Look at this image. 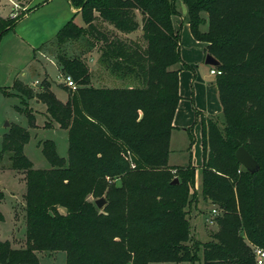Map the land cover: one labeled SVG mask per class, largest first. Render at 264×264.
I'll return each mask as SVG.
<instances>
[{
	"label": "trees",
	"instance_id": "1",
	"mask_svg": "<svg viewBox=\"0 0 264 264\" xmlns=\"http://www.w3.org/2000/svg\"><path fill=\"white\" fill-rule=\"evenodd\" d=\"M175 1L69 0L80 7L85 26L69 19L56 43L87 34L97 45L98 62L119 78L131 75L138 85L91 86L86 62L58 52L59 65L76 83L73 91L58 86L67 92L66 101L57 98L46 77L38 88L19 79L12 84L15 93L1 88L21 98L14 108L29 127H35V117L28 101L43 103L50 120L67 131L68 153L60 157L55 144L44 140L39 144L50 168H35L24 154L28 129L11 123L3 134L0 162L8 153L9 168L25 173V247L0 240V264H37L35 251L58 250L65 252V264H255V250L264 249V0H181L192 37L219 61L215 82L224 119L219 128L197 113L201 194L220 213L210 239L191 244L186 206L195 167L168 165L180 100L179 70L172 67L182 62L180 32L172 23ZM135 11L145 45L110 37L96 24L101 19L134 32ZM23 16H0V38ZM239 146L257 162V171L237 162ZM106 176H118L120 184L108 183ZM103 196L99 209L94 202Z\"/></svg>",
	"mask_w": 264,
	"mask_h": 264
},
{
	"label": "rangeland",
	"instance_id": "2",
	"mask_svg": "<svg viewBox=\"0 0 264 264\" xmlns=\"http://www.w3.org/2000/svg\"><path fill=\"white\" fill-rule=\"evenodd\" d=\"M19 1L22 2V4L16 1V7L11 17H14L21 13L25 14L26 12L35 8L37 5L42 4L43 0ZM28 1H30V3L26 5ZM4 3L10 5L8 1L0 0L1 13H7L8 11L7 7L9 5L5 6ZM175 4L178 10V17H176L177 22H180L179 19H182L181 14L183 12L182 16L184 21H182V25L183 28H185V24L187 23L184 18L187 14L186 6L182 3L181 0H176ZM48 5L49 6L47 7L45 6L46 8L44 7L43 11L36 10L31 17L23 22L21 28L18 29L14 27L0 38V148L2 136L5 132L8 131L11 123L20 125L24 128L29 127L27 117L23 114L18 113L14 108L16 104L18 105L21 103V98L12 95L6 96L2 93L1 88L6 89L10 93H15V90L12 87L13 81L15 79H19L25 84H29L34 79L43 80L46 77V73H48V78H50V81L54 84V88L56 89L55 91L57 98L61 101H64V92L57 89V86H60L62 84L58 83L56 76L59 73L64 74L66 72L63 71L61 65H59L58 61H56V53L58 52L65 53L68 57L79 56L86 62L90 74L89 85L91 86L126 88L138 85V82L135 81L131 75L124 78H119L118 76L112 74L107 68L102 66L98 62V58L96 59L95 57L96 54L97 57L99 55L97 45H95V42L91 40L87 34H83V36L78 40L70 41L59 46L56 43V34L64 26L66 21L69 18L71 19L72 12L67 0H56L55 2H51ZM64 8L65 14L63 16V19L58 24L55 30L52 27V25L55 23V21H53L54 15H56L59 11L64 10ZM74 9V22L78 25L85 26L79 13L80 7H74ZM135 18L139 22V27L136 29V31L130 33L121 32L107 22L102 21L101 19H98L96 24L98 28L106 32L110 37H119L123 40H127L128 42L135 40V42H138L140 45H145L144 39L141 35V14L138 11H135ZM201 29L205 30L206 25H203ZM180 30V53L182 62L185 61L184 63H188V65L191 66L190 68H187L183 65L182 62H180L172 67L179 70V95L181 97V103L177 107L178 110L184 112V118L189 119L191 123L190 125H192L191 128L193 129L194 136L193 143L189 145L191 135L188 136L187 132L181 130H178L179 132L174 133L173 138L170 140V158L169 156L168 158L171 163L184 164L190 162L192 165H198L201 163V132L199 122L195 120V117L197 119V113L199 112L203 115H210L208 117L212 118V120L215 121L219 128L224 127V119L222 117V113L217 110L220 105V100L217 94L216 87H214L216 86V75L211 74V69H213L214 66L205 64V53L204 56L200 54L201 52L199 49L201 48V50H203L202 52H204L205 44L203 42H201L200 46L194 44L191 39L188 38L187 40L185 38V34L182 33V28ZM18 31H22L23 39L17 33ZM14 35H19L21 39H17V37H14ZM50 38H52L53 41L51 42L49 40V42L46 43V41H48V39ZM43 42H45L46 44ZM50 42L52 45H50ZM43 48L47 49L48 51L49 55L47 56V59H45L46 54H41L39 56L40 60H35V52L38 53L40 49ZM42 63L46 65V68L42 65ZM23 72L24 74H22ZM31 102L29 101L28 105L32 109V113L35 117V126L36 123L41 124L42 122L43 127L49 128L52 125L53 121H51L49 117L48 120H46L43 115H47L46 106L43 103L31 104ZM199 110H201V112ZM5 122H8L7 126H5ZM44 140H51L55 144L58 155L64 158L67 157L68 133L66 130L45 129L33 133L31 132L28 142L24 145V154L32 161L35 168H50L48 161L42 154V147L39 144ZM126 155L127 160L130 163V167L134 169L135 166L134 162L131 160V153L128 151L126 152ZM9 163L8 153H5L3 155V161L0 162V166L5 167L4 169L13 170L9 168ZM16 172L18 173L14 178L7 176L5 178L0 177V191H3L7 196L13 195V203L19 204V201L22 200L21 184L23 182L25 183V173L23 171ZM174 178H176V176ZM105 180L108 183H113L115 185L120 184V178L118 176H116L115 178L106 176ZM200 184V169L197 171L195 169V183L190 189V202L188 206H186V217L189 220L190 224V241H188V243L190 244L196 241L204 242L207 238L209 239L210 232L217 229L215 216L220 213V209L216 205L211 204V202L208 203V200H206L202 196ZM88 198L90 201L94 200L92 196H89ZM198 202L199 206H202L199 215L196 214L198 208L196 206ZM3 207L4 213H6L7 216L10 212L9 224H11L12 214L10 210L12 208H9L7 206ZM213 208H216L217 214L212 213L211 210ZM60 210L62 212L64 211L63 208H61ZM15 212L17 218H21L22 220L23 214H25V210L23 208L19 209L17 208V206H15ZM196 217L197 219H195ZM210 221H212V223H210ZM194 223L196 225H194ZM23 224L24 221L23 223L21 221V228L19 230L17 229L14 233L15 239H12L10 241L13 248H20V244L23 240ZM198 229H201L203 231L199 233L197 232ZM203 232L204 234H202ZM9 235L11 236V234ZM0 236L1 238L10 237L8 236V234ZM35 254L38 257L37 264H52L51 258L49 256H41L39 251H35ZM56 254L57 255L54 259L53 264H65V252L58 250L56 251Z\"/></svg>",
	"mask_w": 264,
	"mask_h": 264
},
{
	"label": "crops",
	"instance_id": "3",
	"mask_svg": "<svg viewBox=\"0 0 264 264\" xmlns=\"http://www.w3.org/2000/svg\"><path fill=\"white\" fill-rule=\"evenodd\" d=\"M6 1H8L9 3H10V5L9 4H7V3H4V5L5 6H7V5H9L7 8V13H1L0 12V16H2V17H5V16H7V15H12L13 13H14V9H15V5H16V1L18 2V3H21L22 4V2H20L19 0H6ZM56 0H43L42 1V4H39V5H37L35 8H33L32 10H30V11H28V12H26L25 14H24V16L18 21V23L15 25V27L16 28H21L22 27V25H23V22L26 20V19H28L29 17H31L32 15H33V13L36 11V10H42L43 11V9H44V7L46 6H49L48 4H50L51 2H55ZM67 2L69 3V0H67ZM30 3V1H28V3H26V5L27 4H29ZM24 4V3H23ZM69 5H70V3H69ZM45 7V8H46ZM70 10H71V12H72V16H71V18H73L74 19V12H75V9H74V7H72L71 5H70ZM64 14H65V8H64V10H62V11H59L56 15H54V20L53 21H55V23L52 25V27L56 30V28H57V26H58V24L61 22V20L63 19V16H64ZM182 14H183V12H182ZM182 14H181V18L182 19H179L180 20V22H177V18L176 17H178V15L176 14V15H174V16H172V23H173V27H174V29H176V30H179V32H181V28H182V33H184L185 34V38L188 40V38L189 39H191L192 41H193V43L194 44H196V45H199L200 46V44H201V42L200 41H197V40H195L193 37H192V35H191V33H190V30H189V26H188V23H186L185 24V28H183V25H182V21H184L183 20V16H182ZM42 15V14H41ZM180 17V16H179ZM70 19V18H69ZM68 19V20H69ZM67 20V21H68ZM66 21V22H67ZM184 29H186V30H184ZM20 36H21V38L23 39V35H22V31H18L17 32ZM181 34V33H180ZM19 35H14V37H17V39H21L20 37H19ZM49 40L52 42L53 40H52V38H50V39H48V41H46V43H48L49 42ZM19 41H22V40H19ZM51 42H50V45H52L51 44ZM43 43H45V42H43ZM42 43V44H43ZM45 43V44H46ZM44 44V45H45ZM200 50V54L202 55V56H204V52H202L203 50H201V48L199 49ZM199 50H197V51H199ZM47 51V49H40V51L37 53V52H35V54H34V58H35V60H37V61H39L40 59H39V56L41 55V54H46V56H45V59H47V56L49 55L48 54V51ZM200 55V56H201ZM95 57H96V59L98 58L97 57V54L95 55ZM57 61V60H56ZM97 61V60H96ZM185 62V61H184ZM46 64H47V62H46ZM188 64V63H187ZM42 65L46 68V65L45 64H43L42 63ZM58 65V64H57ZM189 66H191V65H189ZM22 74H24V72L22 73ZM48 73H46V77H47V79L50 81V78H48V75H47ZM37 81V83H35ZM41 81L42 80H38V79H34L31 83H29V84H27L28 86H30V87H32V88H38L39 86H40V83H41ZM59 83V82H58ZM214 87H216V90H217V86H214ZM51 88H52V90L54 91V93L56 94V89L54 88V84L52 83V85H51ZM57 89H59V90H61V91H63L64 92V95H65V99H64V101H66V99H67V93H66V91H64L63 89H61V88H59L58 86H57ZM217 94H218V91H217ZM57 96V95H56ZM30 102H31V104L32 103H41V102H39V101H37V100H29ZM28 101V102H29ZM180 103H181V97H180V100H179V102H178V106L180 105ZM30 104V105H31ZM33 108V107H32ZM219 112H221V104L219 105V108L217 109ZM200 112H201V110H199ZM222 113V112H221ZM44 115V117H45V119L46 120H48V115H46V114H43ZM205 116H210V115H205ZM195 120H197L198 122H199V125H200V132H201V128H202V126H201V123H200V121H199V118H197L196 119V117H195ZM191 123H190V121H189V119H187V118H184V112H182L181 110H178V107H177V109H176V111H175V113H174V117H173V120H172V125H173V128H172V130H171V134H170V140L173 138V135H174V133H176V132H179L178 130H181V131H185V132H187L188 133V136L189 135H192V136H194V134H193V129L191 128V126L192 125H190ZM29 128H31V129H29ZM28 129V131H29V133H33V132H36V131H42V130H45V129H52V130H55V129H61L59 126H58V124L55 122V121H53L52 122V125L49 127V128H46V127H43V123L41 122V124H37L36 123V126L35 127H28L27 128ZM201 136V135H200ZM200 144H201V138H200ZM169 146H170V141H169ZM200 148H201V163L200 164H198V165H193L194 167H195V169H196V171L197 170H199L200 169V166H201V164H202V146L200 145ZM169 158H170V153H169ZM169 158H168V163H169V165H185V164H187V163H184V164H180V163H171L170 162V160H169ZM18 172H16L15 170H9V169H4V170H2V169H0V177H3V178H5L6 176L7 177H12V178H14L15 177V175L17 174ZM2 185V184H1ZM3 186V185H2ZM21 187H22V189H21V191H22V193H21V196H22V200H20L19 202V204H16V203H13V201H12V198H13V195H10V196H7L3 191H2V193H3V198L0 200V210H1V212L3 213V215H4V220L2 221V222H0V235H5V234H8V236H10L9 234H11V236L10 237H3V238H1V236H0V240H8V241H11L12 239H15L14 237H15V231L18 229H20L21 228V221H22V223H23V221H24V231H23V233H22V236H23V240H22V242H21V244H20V248L21 247H24L25 246V219H24V214H23V217H22V220H21V218L20 219H18L17 218V216H16V212H15V206H17V208H19V209H21V208H23L24 209V206H25V202H24V197H23V195H24V193H25V183L23 182L22 184H21ZM208 203H209V200H208ZM3 206H7V207H11L12 209L10 210L11 211V214H12V221H11V224H9V222H10V219H9V215H10V212H9V215L7 216V214L6 213H4V207ZM18 206H20V207H18ZM196 207H198L197 208V213L196 214H198L199 215V212H200V210H201V207L202 206H199V202H198V204H197V206ZM198 215H197V217H198ZM197 217L195 218V219H197ZM194 225H196L195 223H194ZM201 231H203V230H201V229H198L197 230V232H199V233H201ZM8 232V233H7ZM202 234H204V232L202 233ZM11 238V239H10ZM209 239H210V237H209ZM208 238L206 239V241L207 240H209ZM10 244H11V242H10ZM12 246V245H11ZM40 252V255L41 256H44V255H47V256H49L50 258H51V261H52V264H53V262H54V259H55V257H56V251H39ZM263 264V263H262Z\"/></svg>",
	"mask_w": 264,
	"mask_h": 264
},
{
	"label": "water",
	"instance_id": "4",
	"mask_svg": "<svg viewBox=\"0 0 264 264\" xmlns=\"http://www.w3.org/2000/svg\"><path fill=\"white\" fill-rule=\"evenodd\" d=\"M204 63L215 67V66H218L219 61L216 58H214L212 55L205 54ZM7 125H8V122H5V126ZM234 156L237 162L241 164L247 171L253 173L258 170L257 162L253 159V157L250 155V153L246 150L245 147L239 146L235 150ZM173 182H177V179L174 178ZM94 203L97 206V208L100 209L104 206L106 201L103 197H100V198H97Z\"/></svg>",
	"mask_w": 264,
	"mask_h": 264
},
{
	"label": "built area",
	"instance_id": "5",
	"mask_svg": "<svg viewBox=\"0 0 264 264\" xmlns=\"http://www.w3.org/2000/svg\"><path fill=\"white\" fill-rule=\"evenodd\" d=\"M220 71L218 69H216L215 67L213 69H211V74H219ZM56 79L59 83L63 84L64 86L71 88L72 90H75L76 88V83L74 81V79L72 78V76L70 74L64 73V74H57ZM37 83V81L35 82ZM212 213L217 214V210L216 208H213ZM210 223H212V221H210ZM255 256H256V262L255 264H262L264 261V249L262 248H257L255 250Z\"/></svg>",
	"mask_w": 264,
	"mask_h": 264
}]
</instances>
